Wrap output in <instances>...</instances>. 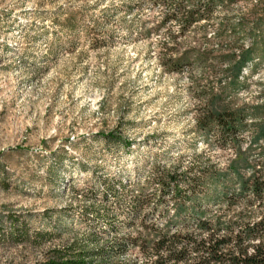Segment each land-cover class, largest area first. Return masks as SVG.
<instances>
[{"label":"rangeland","instance_id":"374dc122","mask_svg":"<svg viewBox=\"0 0 264 264\" xmlns=\"http://www.w3.org/2000/svg\"><path fill=\"white\" fill-rule=\"evenodd\" d=\"M263 8L264 0H232L180 35L177 23H161L151 0H0V233L16 218L30 236H0V264H41L50 250L82 238L88 193L106 176L143 183L154 167L176 163L227 172L235 151L220 148L194 120L200 92L220 91L224 65L203 69L190 60L176 72L161 60L224 47L232 33L223 18L251 23ZM250 23L234 35L245 47ZM221 86V101L244 111L238 146H250L253 156V118L264 116V60L245 66L235 87ZM107 133L121 143L105 141ZM203 208L220 210L211 202ZM38 232L51 236L34 242Z\"/></svg>","mask_w":264,"mask_h":264},{"label":"trees","instance_id":"16d2710c","mask_svg":"<svg viewBox=\"0 0 264 264\" xmlns=\"http://www.w3.org/2000/svg\"><path fill=\"white\" fill-rule=\"evenodd\" d=\"M231 1L151 0V6L162 13V24L177 23L178 33L183 35L193 24L212 20L215 11ZM261 10L263 14L251 23L243 18L231 25L223 18L228 21L223 27L232 33L224 37V47L186 51L161 60L164 68L176 72L190 60L203 69L207 62L224 65L220 91L200 92L203 106L194 120L202 133L213 135L220 148L235 151L227 172L210 167L182 169L176 163L154 167L143 183L106 176L101 188L88 193L90 198L86 199L84 191H76L89 201L81 216L87 226L83 237L50 250L41 264H264V116L251 114L257 122L250 145L258 152L248 156L250 146L244 152L238 146L244 111L221 101V83L235 87L245 66L264 60V8ZM249 23L251 27L243 30L251 39L245 47L242 38L234 35L242 34ZM225 31H218L215 37L221 40ZM166 35L175 42L176 35L168 31ZM164 49L168 50L166 45ZM218 51L226 52L214 54ZM101 137L121 143L120 135ZM240 167L248 170V176L241 174ZM230 175L235 177L233 187L228 184ZM209 202L220 210L209 215L203 208ZM168 206L174 209L170 215ZM17 221L10 218L8 230L0 233L3 239H29L28 231ZM50 236L38 232L33 239L39 242Z\"/></svg>","mask_w":264,"mask_h":264}]
</instances>
